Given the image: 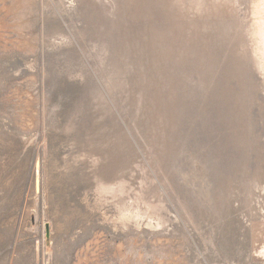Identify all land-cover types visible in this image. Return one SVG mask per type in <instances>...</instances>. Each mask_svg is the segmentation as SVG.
<instances>
[{"label": "rangeland", "instance_id": "1", "mask_svg": "<svg viewBox=\"0 0 264 264\" xmlns=\"http://www.w3.org/2000/svg\"><path fill=\"white\" fill-rule=\"evenodd\" d=\"M0 264H264V0H0Z\"/></svg>", "mask_w": 264, "mask_h": 264}]
</instances>
